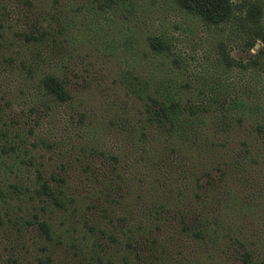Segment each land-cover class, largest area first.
<instances>
[{"label": "trees", "instance_id": "obj_1", "mask_svg": "<svg viewBox=\"0 0 264 264\" xmlns=\"http://www.w3.org/2000/svg\"><path fill=\"white\" fill-rule=\"evenodd\" d=\"M0 264H264V0H0Z\"/></svg>", "mask_w": 264, "mask_h": 264}, {"label": "rangeland", "instance_id": "obj_2", "mask_svg": "<svg viewBox=\"0 0 264 264\" xmlns=\"http://www.w3.org/2000/svg\"><path fill=\"white\" fill-rule=\"evenodd\" d=\"M150 7L152 14L148 15L146 20L155 28L168 30L175 35H179L180 38L183 39V42L176 44L177 48L185 52H191L194 43L200 42L201 38L206 35L207 30H204L202 23L187 19L182 12L165 10L161 7H157L156 3L154 6ZM162 18L165 19L162 21ZM174 24H178V26L176 25V28H174ZM195 50L199 51V48H195ZM252 51L253 50H251V52ZM229 54L235 58L242 55V53L237 50H231ZM73 80L80 82L79 78L76 77H74ZM52 129L54 132L57 131L54 127Z\"/></svg>", "mask_w": 264, "mask_h": 264}, {"label": "water", "instance_id": "obj_3", "mask_svg": "<svg viewBox=\"0 0 264 264\" xmlns=\"http://www.w3.org/2000/svg\"><path fill=\"white\" fill-rule=\"evenodd\" d=\"M257 47H258V44H255V45H254V49H256Z\"/></svg>", "mask_w": 264, "mask_h": 264}]
</instances>
